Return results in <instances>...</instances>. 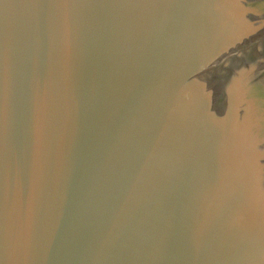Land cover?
<instances>
[{"label":"water","instance_id":"obj_1","mask_svg":"<svg viewBox=\"0 0 264 264\" xmlns=\"http://www.w3.org/2000/svg\"><path fill=\"white\" fill-rule=\"evenodd\" d=\"M0 264H264V0H0Z\"/></svg>","mask_w":264,"mask_h":264}]
</instances>
